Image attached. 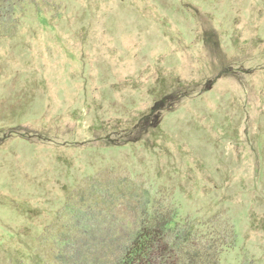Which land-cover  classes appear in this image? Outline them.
<instances>
[{
    "label": "rangeland",
    "instance_id": "374dc122",
    "mask_svg": "<svg viewBox=\"0 0 264 264\" xmlns=\"http://www.w3.org/2000/svg\"><path fill=\"white\" fill-rule=\"evenodd\" d=\"M16 16L0 264H45L66 227L109 263L112 232L152 203L232 226L219 264H264V0H26Z\"/></svg>",
    "mask_w": 264,
    "mask_h": 264
},
{
    "label": "trees",
    "instance_id": "16d2710c",
    "mask_svg": "<svg viewBox=\"0 0 264 264\" xmlns=\"http://www.w3.org/2000/svg\"><path fill=\"white\" fill-rule=\"evenodd\" d=\"M24 1L0 0V38L17 26V7ZM155 206L146 204L134 228L112 232L121 242L110 247L109 263L101 259L102 254L78 241L94 236L91 229L66 227L54 239L45 264H219L220 254L234 244L232 226L221 229L212 218H180L175 207Z\"/></svg>",
    "mask_w": 264,
    "mask_h": 264
}]
</instances>
